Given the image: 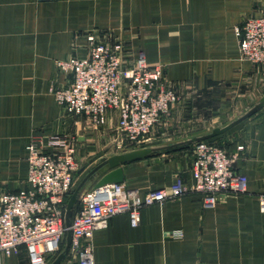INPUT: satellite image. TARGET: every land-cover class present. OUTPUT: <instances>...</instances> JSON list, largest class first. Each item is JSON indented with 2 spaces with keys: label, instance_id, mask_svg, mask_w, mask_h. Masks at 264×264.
I'll list each match as a JSON object with an SVG mask.
<instances>
[{
  "label": "crops",
  "instance_id": "obj_1",
  "mask_svg": "<svg viewBox=\"0 0 264 264\" xmlns=\"http://www.w3.org/2000/svg\"><path fill=\"white\" fill-rule=\"evenodd\" d=\"M251 16H264V0H0V194L30 187L29 144L43 152L73 146L80 163L75 185L117 153L106 149L114 140V111L93 128L82 115L65 113L51 92L70 81L56 61L86 56L87 34L122 43L128 64L141 50L160 65L180 98L168 112L177 120L218 100L250 107L264 94V66L243 59L238 48L236 28ZM216 141L237 153L234 165L247 177L246 192L221 193L213 206H204L190 190L192 144L123 165L128 188H165L180 176L187 191L141 208L137 226L127 214L112 216L93 234L95 264H264V213L257 199L264 191V106ZM74 262L67 253L60 264ZM0 264H29L26 248L0 256Z\"/></svg>",
  "mask_w": 264,
  "mask_h": 264
},
{
  "label": "built area",
  "instance_id": "obj_2",
  "mask_svg": "<svg viewBox=\"0 0 264 264\" xmlns=\"http://www.w3.org/2000/svg\"><path fill=\"white\" fill-rule=\"evenodd\" d=\"M238 48L243 59L264 66V16H251L236 28ZM86 56L57 60L58 70L70 81L53 87L52 95L67 114L82 115L93 127L116 113L112 147L117 152L142 147L159 118L179 101L158 64H150L143 51L128 64L124 46L111 42L99 32L86 35ZM243 146H237L240 151ZM190 190L201 196L204 206H213L219 194L246 192L248 180L235 169L237 153H230L208 139L192 144ZM27 177L30 187L0 194V256L17 253L24 246L29 264H47L59 251L69 229L68 254L74 264H95L93 234L107 228L109 219L127 214L137 226L144 206L182 196L187 187L180 176L165 188L139 192L123 183H107L90 188L78 197V208L70 225H64V207L74 189V176L80 167L73 146L43 152L35 144L26 146ZM264 213V191L258 197ZM179 235V232H177Z\"/></svg>",
  "mask_w": 264,
  "mask_h": 264
},
{
  "label": "water",
  "instance_id": "obj_3",
  "mask_svg": "<svg viewBox=\"0 0 264 264\" xmlns=\"http://www.w3.org/2000/svg\"><path fill=\"white\" fill-rule=\"evenodd\" d=\"M264 106V94L261 98L249 109L242 114L236 116L229 122L212 128L209 132L200 135H194L182 140L173 141L170 143H162L155 145H147L138 148L119 151L113 155L103 158L95 166H93L83 177V179L76 185L73 191L69 194L64 207V225L68 228L73 214L74 206L77 204L78 197L90 188H96L107 183H122L123 169L122 166L128 163L145 159L154 153H163L164 150L170 147H178L183 145L194 144L198 141L210 139L218 136L243 120L253 115L256 111ZM63 248L56 254L49 264H60L67 255L71 242V232L68 229L65 233Z\"/></svg>",
  "mask_w": 264,
  "mask_h": 264
},
{
  "label": "rangeland",
  "instance_id": "obj_4",
  "mask_svg": "<svg viewBox=\"0 0 264 264\" xmlns=\"http://www.w3.org/2000/svg\"><path fill=\"white\" fill-rule=\"evenodd\" d=\"M204 102L206 103V101ZM221 102L222 101L218 100V105L215 107L209 104L200 107L199 109H194L192 111L193 113L191 112V114L187 115L184 119L180 118L172 120L170 119L169 113L161 116L154 125L151 133L146 138L143 146L168 139L172 140L184 136L205 134L213 127L221 126L227 121L229 122L251 107L241 105L242 100H239L238 102H236V100H232V102L228 101V104L227 102L222 103L224 105H222ZM234 114H236L235 117H233ZM112 132L114 135V127ZM106 149L107 153L116 151V149L111 146H108ZM75 187L76 185L74 183V188ZM63 246L64 244H62V247H60L59 250H61Z\"/></svg>",
  "mask_w": 264,
  "mask_h": 264
},
{
  "label": "trees",
  "instance_id": "obj_5",
  "mask_svg": "<svg viewBox=\"0 0 264 264\" xmlns=\"http://www.w3.org/2000/svg\"><path fill=\"white\" fill-rule=\"evenodd\" d=\"M217 137H218V136L212 137V138L208 139V141L214 142V143H216L218 146L222 147V146L219 145V143L216 141V138H217ZM77 208H78V204H76V205L74 206L73 212H75V211L77 210ZM63 243H64V241L62 242V244H63ZM62 244H61L60 247H62ZM59 251H60V250H59ZM59 251H58V252H59ZM58 252H57V253H58ZM57 253H56V254H57ZM56 254H55V255H56ZM54 257H55V256H54ZM54 257H53V258H54Z\"/></svg>",
  "mask_w": 264,
  "mask_h": 264
}]
</instances>
